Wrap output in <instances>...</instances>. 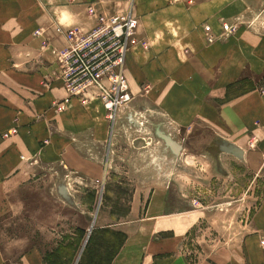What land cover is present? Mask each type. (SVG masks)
<instances>
[{
	"label": "crops",
	"instance_id": "1",
	"mask_svg": "<svg viewBox=\"0 0 264 264\" xmlns=\"http://www.w3.org/2000/svg\"><path fill=\"white\" fill-rule=\"evenodd\" d=\"M193 3L0 0V133L17 129L8 138L0 136V217L10 197L19 190L33 189L45 172L62 171L61 166L68 169L70 165L75 170L69 172H98L102 163L90 158L114 144L106 109L93 91L86 103L74 97L69 107L56 109L57 101L68 93L58 75L55 53L67 40L55 27L93 28L96 20L90 6L104 13L132 9L137 17L141 43L126 58L133 92L139 84L142 91L149 70L154 79L167 75L174 81L169 88L170 102H176L167 108L169 117L184 125L201 120L242 139L256 134L260 137L257 148L262 152L264 87L238 92L237 83L244 78L255 80L264 69V38H240L236 33L228 40L208 44L200 23L208 16L209 4ZM214 24L218 31L219 25ZM38 29L44 32L37 35ZM185 48L189 50L184 57ZM172 56L177 64L166 68V73L164 67L172 63ZM180 91L185 97L178 103ZM227 94L232 96L226 102L211 100L212 95L218 99ZM255 209L250 233L241 245L195 259L191 251L176 243L177 234L186 228L187 216L167 213L164 197L158 196L151 199L142 219L132 220L138 224L127 231L126 241L111 264H264V200ZM149 216L155 222L149 223ZM9 250L0 241V264H44L43 251L37 246L28 245L17 256H12L16 248L14 254Z\"/></svg>",
	"mask_w": 264,
	"mask_h": 264
},
{
	"label": "rangeland",
	"instance_id": "2",
	"mask_svg": "<svg viewBox=\"0 0 264 264\" xmlns=\"http://www.w3.org/2000/svg\"><path fill=\"white\" fill-rule=\"evenodd\" d=\"M196 1L209 4L208 16L200 23L208 44L236 33L240 38H264V0ZM74 28L88 30L63 27ZM173 57L164 67L166 73L177 64ZM148 74L141 92L140 84L134 92L131 88L134 99L120 109L113 129L109 123L111 149L105 147L90 158L102 163L97 169L90 166L98 172H69L75 170L71 165L61 166L63 172H45L33 189L10 197L0 217V241L10 253L17 249L12 256L33 245L42 249L44 264H110L120 241L113 233L127 236L138 224L132 220L142 219L158 196L164 197L167 213L187 216L176 243L195 259L242 244L253 212L264 200L260 143L253 147L249 136L242 139L201 120L186 126L169 117L167 108L176 103L170 102L169 92L174 81L167 75L154 79L151 70ZM257 74L255 80H240L237 91L264 87V69ZM180 94L178 103L185 97L184 91ZM231 96L212 95L211 100L226 102Z\"/></svg>",
	"mask_w": 264,
	"mask_h": 264
},
{
	"label": "built area",
	"instance_id": "3",
	"mask_svg": "<svg viewBox=\"0 0 264 264\" xmlns=\"http://www.w3.org/2000/svg\"><path fill=\"white\" fill-rule=\"evenodd\" d=\"M89 8L96 20L93 28L64 30L60 25L55 27V31L67 40V45L55 50V53L59 63L58 75L68 93L64 99L57 101L56 109L63 111L71 105L74 97L86 103L88 94L93 91L106 107V116L113 129L120 109L134 99L126 74V58L141 43L139 22L132 9L124 13H104L93 6ZM205 29L210 30V27ZM43 32V29H38L36 34ZM209 40L213 38L210 36ZM144 46L147 48V45ZM16 132L17 129H12L0 133V136L8 138L10 133ZM259 141L260 137L254 134L249 143L256 147ZM262 153L259 172L264 174V148Z\"/></svg>",
	"mask_w": 264,
	"mask_h": 264
},
{
	"label": "trees",
	"instance_id": "4",
	"mask_svg": "<svg viewBox=\"0 0 264 264\" xmlns=\"http://www.w3.org/2000/svg\"><path fill=\"white\" fill-rule=\"evenodd\" d=\"M114 234V237L116 239H120V241H118V245L115 249V252L114 254L112 255V260L110 261V264L111 262L114 260V258L116 257V255L118 254V252L120 251V249L122 248V246L124 245L125 241H126V238L127 236H123L124 234L120 233V232H116V233H113ZM124 237V238H123ZM62 248H64V246H62ZM58 251V249L56 250Z\"/></svg>",
	"mask_w": 264,
	"mask_h": 264
},
{
	"label": "bare ground",
	"instance_id": "5",
	"mask_svg": "<svg viewBox=\"0 0 264 264\" xmlns=\"http://www.w3.org/2000/svg\"><path fill=\"white\" fill-rule=\"evenodd\" d=\"M58 57V56H57ZM99 97V96H98ZM100 98V97H99ZM100 100H101V98H100ZM102 102V101H101ZM104 108L106 109V107L104 106ZM106 111H107V109H106ZM107 114V113H106ZM108 120V119H107ZM109 122V121H108ZM110 123V122H109ZM12 133H10V135H11Z\"/></svg>",
	"mask_w": 264,
	"mask_h": 264
}]
</instances>
